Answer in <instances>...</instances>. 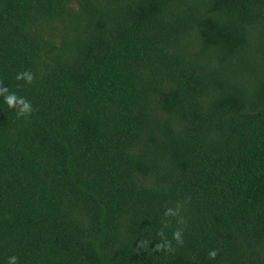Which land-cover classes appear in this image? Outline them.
<instances>
[{"label":"trees","instance_id":"16d2710c","mask_svg":"<svg viewBox=\"0 0 264 264\" xmlns=\"http://www.w3.org/2000/svg\"><path fill=\"white\" fill-rule=\"evenodd\" d=\"M0 87V264H264V0H0Z\"/></svg>","mask_w":264,"mask_h":264},{"label":"clouds","instance_id":"9594fccd","mask_svg":"<svg viewBox=\"0 0 264 264\" xmlns=\"http://www.w3.org/2000/svg\"><path fill=\"white\" fill-rule=\"evenodd\" d=\"M23 79L26 83H32L34 80V75L30 71H25L17 75V80ZM0 96L4 97V101L9 108L17 109V115L19 116H27L32 112L31 102L27 101L23 97H17L16 94L10 93L7 88L0 87ZM178 214V210L168 208L166 209L164 215L167 216H176ZM159 235L164 238V232L161 231ZM182 232L180 230H176L173 233V239H175L178 243H182ZM157 249H164L167 251H171L170 241H167L166 238L164 242L156 245ZM217 255V250H210L208 256L210 259L215 258ZM7 264H17V257L11 256L8 258Z\"/></svg>","mask_w":264,"mask_h":264}]
</instances>
